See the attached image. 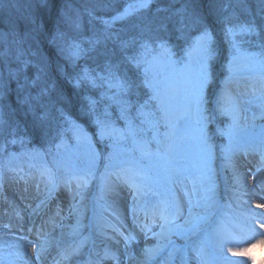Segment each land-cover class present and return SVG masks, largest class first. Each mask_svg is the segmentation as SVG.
<instances>
[{"label": "snow or ice", "instance_id": "obj_1", "mask_svg": "<svg viewBox=\"0 0 264 264\" xmlns=\"http://www.w3.org/2000/svg\"><path fill=\"white\" fill-rule=\"evenodd\" d=\"M0 29V151L9 160H29L30 171L19 180L27 192L30 178L39 196L34 215L60 190L74 202V242H57L53 264H123L125 258L129 264H201L209 242L224 264H235L225 255L229 222L212 220L216 161L219 155L223 169L232 171L234 198L239 200L248 176L256 180L247 187L249 200L264 198V0H82L81 6L74 0H0ZM44 45L66 61L55 72L70 90L53 76ZM222 55L227 74L218 81ZM177 138L183 143L180 160L154 177L151 161H169ZM217 138L227 143L217 144ZM95 142L110 144L113 152L98 193L90 197L100 158ZM9 144L24 151L8 154ZM238 156L256 159L243 179ZM118 189L130 194V229L115 212ZM89 199L93 235L103 237L99 250L94 242L88 248V225L80 218ZM110 208L119 226L109 235L104 221ZM255 208L261 211L251 212L253 223L264 218V204ZM59 215L57 210L34 233L21 224V231L37 237V248L28 253L33 241L20 236L9 245L17 250L7 264H30L25 256L43 264L53 242L40 237ZM137 234L158 243L134 255L130 245Z\"/></svg>", "mask_w": 264, "mask_h": 264}, {"label": "rangeland", "instance_id": "obj_2", "mask_svg": "<svg viewBox=\"0 0 264 264\" xmlns=\"http://www.w3.org/2000/svg\"><path fill=\"white\" fill-rule=\"evenodd\" d=\"M74 1V4L76 6H81L82 0ZM96 14L105 15V13L103 12H97ZM42 53L52 65L53 72H55L56 64H66V61L60 56L58 50L54 47L44 45L42 46ZM79 63L83 64L84 61L81 60ZM225 64L226 61L224 59V56L222 55L216 67L218 81H223L227 74L224 67ZM233 87H235V85H233ZM220 126L223 127L224 124H221ZM117 127L123 128V124L121 122H117ZM0 143H2V141H0ZM67 143L69 145V148H71L73 145V141L67 140ZM216 143L226 144L227 141L221 138H217ZM17 145L20 146L19 144ZM29 147H39V145H30ZM95 147L96 150L100 153V158L96 162V168L94 170L95 177L90 181L88 193L90 197L95 196L98 193L99 186L101 184L100 178L101 176H103L105 165L108 163L107 157L113 152L110 144L106 142H95ZM151 150L153 152L157 151V146L153 145L151 147ZM23 151L24 149L21 146L20 148H18V150H14L13 145H7V153L9 154L20 156L21 152ZM182 151L183 143L179 138H177L173 148L169 153V161L158 158H154L151 161L153 167L152 175L157 178H162L164 175V169L168 166L169 163L174 166L176 162L180 160ZM165 152H168V150L165 149L162 152V155ZM29 163L30 162L27 157L9 160L8 155H4L3 152L0 151V217L3 216L5 220H8L9 217L16 216V214H18V216H23V219H19L20 223L23 224L25 228L32 227L34 233L44 221L49 220L50 214L54 216L56 211L59 210L60 215L55 217V223L46 224L43 228V235L40 237V239H49L53 242L48 249L50 254L48 255L47 260L43 262L45 264H53V258L57 256V242H74L72 232L73 229L76 228L77 218L75 216H69V210L74 202L68 192L60 190L53 194L54 198L49 203L47 208L38 210L40 211V215H34L33 208H35L37 203L39 202V196L35 189L31 186L32 181L30 178L27 192H24V181L19 180L20 176H25L24 174L29 173ZM221 164L222 162L219 159L218 155L216 161L218 208L214 210L213 214H215L216 211L217 213L216 216L212 218V220L213 222H215L217 220H220L221 218H226V220L229 222V239L231 242L227 245L225 255L228 256L229 261H233L235 262V264H264V228L260 227V224L264 222V218L258 215L255 223H253V220L251 219L252 211H255L258 214L260 213L261 210L256 209L255 205L264 204V198L252 196L251 200H249L247 195V187H251L252 185L256 184V180L253 179L252 176H248L247 178V187L245 189H241L238 192L239 200L234 198L230 191V186L233 184L232 171L224 170ZM235 164L237 174L241 177V179H243V174L245 173V171L247 169H253V167L255 166L256 159L253 157H247L245 159L238 156L235 159ZM13 169H15L18 174L15 173ZM21 169H23V171H20ZM253 174L255 175V173ZM98 175L99 181L98 185H96V179ZM118 191V203L114 205L115 212L119 214L122 224L130 229L132 227V217L129 211V205L131 204L130 194L127 190L118 189ZM22 196H26L28 198L22 199ZM260 196L264 197V193H261ZM110 199L112 198L110 197ZM28 202H30V204ZM75 203L79 202L77 201ZM85 204L87 205L85 215L80 218L84 221L85 224L88 225V228L84 231V236L91 237V239L87 240L86 243L88 245V248H92L93 242L95 243V241H97L98 243L96 246L98 248H95L94 250H99L100 248L104 247V244L102 243L103 237L93 235V203L89 199L85 201ZM47 210H51L50 214H48L49 211L46 214L44 213ZM29 221H34V226L30 224ZM179 222L182 223V221ZM104 225L105 232L109 235L111 234V227L119 226L117 221L114 219L113 209L111 208L108 209V211L105 213ZM15 231H20V233H22L23 235H28V239L33 241V243L37 239L35 235L21 231L20 227L17 230L15 229ZM155 231L158 232L159 228L156 227ZM8 234L10 233L8 232ZM248 237L251 238L248 239ZM173 239H176L178 244L182 243V241H180L176 237H173ZM76 242H78V240ZM33 243L31 244L34 245L35 243ZM156 243H158V241L151 235L148 239H144L142 235L137 234V242L130 245V247L132 248L133 254L139 256L141 248L153 247ZM227 249H232V251H227ZM15 250L17 249L10 247L7 248L3 244H0V256L6 257L5 264H7V261L15 260V257L10 255V253ZM233 253H235V255ZM24 259L30 260V264H37L34 258L32 259L29 256H25ZM16 264H23V261H16ZM64 264H67V262H64ZM104 264H116V262L105 261ZM123 264H129V261L125 258ZM192 264H197V262L192 261ZM201 264H224V261L215 254L211 242H209L208 248L206 250L205 260L202 261Z\"/></svg>", "mask_w": 264, "mask_h": 264}, {"label": "bare ground", "instance_id": "obj_3", "mask_svg": "<svg viewBox=\"0 0 264 264\" xmlns=\"http://www.w3.org/2000/svg\"><path fill=\"white\" fill-rule=\"evenodd\" d=\"M75 2V1H74ZM14 101V97L12 98ZM28 198V197H27ZM55 202V201H54ZM30 204V202H28ZM8 205V204H7ZM49 211L48 214H50L51 210H47L46 212H44L45 214ZM52 216V214H50V217ZM23 216H18V214H16V216H12L9 217L8 220H5L3 216L0 217V244H3L4 246H6L7 248H9V245L11 244H16L18 242V238L19 236H23L22 233H20V231H15V229H19V226L21 225L19 219H23ZM7 222V223H6ZM4 224H9L11 227L8 229H5L3 227ZM8 232L10 234H8ZM7 233V234H6ZM5 234V235H3ZM34 239V238H32ZM35 243V242H34ZM33 243V244H34ZM97 241H95V245H97ZM37 248V244L35 243L34 245H27V251L30 254H34L35 249ZM98 247L96 246V249ZM30 257V256H29ZM33 259V257H31ZM37 263V262H36ZM38 264V263H37ZM45 264V263H44Z\"/></svg>", "mask_w": 264, "mask_h": 264}, {"label": "trees", "instance_id": "obj_4", "mask_svg": "<svg viewBox=\"0 0 264 264\" xmlns=\"http://www.w3.org/2000/svg\"><path fill=\"white\" fill-rule=\"evenodd\" d=\"M54 55H55V54H54ZM53 74H54V76L59 80L61 86H62L66 91L70 90V89H69V86H68L66 83H64L62 80L59 79V77L57 76L56 72H53ZM14 146H15L16 148L19 147L17 144L14 145Z\"/></svg>", "mask_w": 264, "mask_h": 264}]
</instances>
